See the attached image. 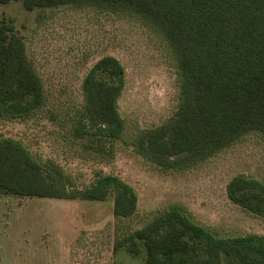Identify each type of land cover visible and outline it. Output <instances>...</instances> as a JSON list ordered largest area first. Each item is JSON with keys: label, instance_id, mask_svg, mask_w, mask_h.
<instances>
[{"label": "trees", "instance_id": "trees-1", "mask_svg": "<svg viewBox=\"0 0 264 264\" xmlns=\"http://www.w3.org/2000/svg\"><path fill=\"white\" fill-rule=\"evenodd\" d=\"M0 118L31 119L47 96L26 45L1 9ZM28 12L73 7L137 18L168 44L177 70L179 102L166 122L143 132L135 151L163 171H183L230 148L244 135L264 139V0H20ZM125 70L113 56L100 59L82 83L83 103L71 114L50 113L85 152L113 158L124 133L119 99ZM0 195L104 202L114 215L136 213L135 189L114 175L96 173L80 187L58 164L40 161L19 140L0 138ZM229 200L264 218V182L240 174L227 185ZM146 264H264V237L220 236L172 206L116 244Z\"/></svg>", "mask_w": 264, "mask_h": 264}, {"label": "rangeland", "instance_id": "rangeland-1", "mask_svg": "<svg viewBox=\"0 0 264 264\" xmlns=\"http://www.w3.org/2000/svg\"><path fill=\"white\" fill-rule=\"evenodd\" d=\"M26 45L42 79L47 103L31 119L0 118V138L21 141L40 161L58 164L80 186L96 173L114 175L138 196L136 213L114 215V196L104 202L0 195V264H146L116 244L172 206L220 236L264 237V218L233 204L227 185L240 174L264 182V139L244 135L230 148L183 171H163L134 149L139 136L176 112L179 87L172 52L158 33L137 18L94 9L61 7L26 11L20 0L1 9ZM125 70L118 107L124 123L113 158L85 152L65 128L50 120L82 106V83L103 57Z\"/></svg>", "mask_w": 264, "mask_h": 264}]
</instances>
